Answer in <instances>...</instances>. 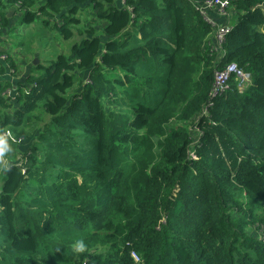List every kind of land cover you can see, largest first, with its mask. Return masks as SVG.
<instances>
[{
    "label": "trees",
    "instance_id": "trees-1",
    "mask_svg": "<svg viewBox=\"0 0 264 264\" xmlns=\"http://www.w3.org/2000/svg\"><path fill=\"white\" fill-rule=\"evenodd\" d=\"M115 1L0 0L74 38L0 79V264H264V0L219 49L197 0Z\"/></svg>",
    "mask_w": 264,
    "mask_h": 264
},
{
    "label": "crops",
    "instance_id": "crops-1",
    "mask_svg": "<svg viewBox=\"0 0 264 264\" xmlns=\"http://www.w3.org/2000/svg\"><path fill=\"white\" fill-rule=\"evenodd\" d=\"M198 3H201V0H197ZM123 0H116L115 5L121 6ZM79 12L83 14L84 5H79ZM210 22L212 24V31L209 34L208 41L210 44L214 43L215 39V30L217 26L223 25L225 23H230V13L225 17L223 14L218 13L215 9L211 8L206 11ZM21 11H15L14 8L8 9L6 13L7 25L5 27L0 26V79H13V83H17L18 81H24L26 76L32 71L33 66L41 63V52L36 40L32 37L36 34L33 29H29L26 25L20 24V29L16 28V24L18 19L20 18ZM37 28L42 30L43 37L42 40L45 42L43 52L48 55L46 60H49L56 53H62L61 46L59 45H48V42L51 41L50 35L46 32H49L47 28L41 26L37 23ZM28 37L29 43H24L21 41V37ZM52 40L55 42L56 39L53 37ZM7 45H12L13 48L9 49ZM28 50H33L34 53L30 54ZM66 49V47H65ZM42 64V63H41ZM12 66L15 70V76H10L9 72ZM13 70V69H12ZM28 144L27 140H22L19 143V148L24 149V147ZM8 142L5 140H0V171L4 168L10 161V158L14 155L15 151L10 150L7 153L1 149H7ZM20 155H16V160L20 161Z\"/></svg>",
    "mask_w": 264,
    "mask_h": 264
},
{
    "label": "built area",
    "instance_id": "built-area-1",
    "mask_svg": "<svg viewBox=\"0 0 264 264\" xmlns=\"http://www.w3.org/2000/svg\"><path fill=\"white\" fill-rule=\"evenodd\" d=\"M231 0H201L199 5L200 12L203 14L204 18L210 22V19L206 13L208 9H215L218 13L223 14L225 17L228 16V8L230 6ZM211 23V22H210ZM231 29V24L225 23L223 25L217 26L215 30L214 43L211 44L213 49H219L225 38V35ZM14 71L11 69L9 74L12 77ZM237 79L238 87L244 86L250 79L248 72L242 70L234 62L226 64L222 69H217L213 74V82L211 86L210 96H216L221 94L229 85L230 79ZM12 91L8 90V94ZM4 137V133L0 132V138ZM135 258V254L131 253ZM136 259V258H135Z\"/></svg>",
    "mask_w": 264,
    "mask_h": 264
},
{
    "label": "rangeland",
    "instance_id": "rangeland-1",
    "mask_svg": "<svg viewBox=\"0 0 264 264\" xmlns=\"http://www.w3.org/2000/svg\"><path fill=\"white\" fill-rule=\"evenodd\" d=\"M21 11V10H20ZM78 15H80L81 17L83 16V14H80V13H78ZM20 19V18H19ZM19 19H18V22H17V24H16V28L19 30L20 29V24L22 25L23 23L22 22H20L19 21ZM230 23H233V21L235 20V15L232 13L231 14V16H230ZM37 22H38V20H35V22H32L31 24H29V25H26V26H28V28L29 29H33L35 32H36V34L35 35H33L32 37L36 40V42H37V44H38V46H39V49H41L42 50V52H41V58H40V62L43 64V65H46L47 64V60H46V58H48V55L49 54H46V53H44L43 52V48H44V44H45V42L42 40V38L41 37H43V35L41 34L42 33V30L41 29H38L37 28ZM24 25V24H23ZM48 35H50V37H51V41L50 42H48V45H59V46H61V49H62V53L63 54H67L68 52H69V50H70V47H69V44L73 41V39L74 38H72V39H68V40H66V39H64V38H62L55 30H53V31H50L49 30V32H46ZM55 38L56 39V41L54 42L53 40H52V38ZM21 41L22 42H24V43H29V41H28V37H24V36H22L21 37ZM7 47L9 48V49H12L13 48V46L12 45H7ZM65 47H66V49H65ZM27 51L30 53V54H33L34 53V51L33 50H28L27 49ZM10 68H11V66H9ZM34 73L35 74H39V73H41V70L39 69V70H34ZM83 74V73H82ZM133 254H135V260H139V257L137 256V254L136 253H134V252H132Z\"/></svg>",
    "mask_w": 264,
    "mask_h": 264
},
{
    "label": "clouds",
    "instance_id": "clouds-1",
    "mask_svg": "<svg viewBox=\"0 0 264 264\" xmlns=\"http://www.w3.org/2000/svg\"><path fill=\"white\" fill-rule=\"evenodd\" d=\"M75 247H76L77 251H83L85 248V245H84L83 241H77Z\"/></svg>",
    "mask_w": 264,
    "mask_h": 264
}]
</instances>
